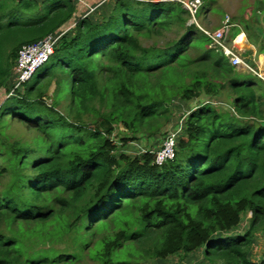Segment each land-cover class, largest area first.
I'll return each instance as SVG.
<instances>
[{
  "label": "trees",
  "instance_id": "1",
  "mask_svg": "<svg viewBox=\"0 0 264 264\" xmlns=\"http://www.w3.org/2000/svg\"><path fill=\"white\" fill-rule=\"evenodd\" d=\"M154 1L110 0L97 7L99 21L79 17L49 63L2 100L0 121L11 109L39 139L37 148L0 140L17 160L12 173L0 166V264H145L199 249L220 264H264L250 260L264 233V91L208 46L180 4ZM201 2L198 18L210 5ZM76 10L73 0H0V90L9 91L19 49L59 31ZM223 91L231 112L192 109L172 160L157 165L152 151L122 149L158 134L176 97ZM244 217V233L223 235Z\"/></svg>",
  "mask_w": 264,
  "mask_h": 264
},
{
  "label": "rangeland",
  "instance_id": "2",
  "mask_svg": "<svg viewBox=\"0 0 264 264\" xmlns=\"http://www.w3.org/2000/svg\"><path fill=\"white\" fill-rule=\"evenodd\" d=\"M74 1H76V6L78 8V11L80 12V17H84V15L86 16L90 13L94 21H99L101 17L104 15V12L101 13L100 11H98L97 9L99 8L97 7L108 1L110 2V0H74ZM154 2H157V0H155ZM207 2H209L210 4L209 9L207 10V8H205L203 12H201L202 14H200V17L197 18L198 24L207 31H214L222 24L224 19L228 17L229 23L233 27H236L235 29H238V32L242 31L245 34V39L248 42L247 46H244L245 58L249 61V63L253 62L252 66L256 69V71L259 74H264V54L258 53V46L259 45L264 46V0H207ZM245 24L246 25L248 24V30L244 27ZM115 26H114L115 30L112 31L113 32L112 35H115V31L119 30L115 28ZM249 32L251 33L250 37L248 36ZM237 33L231 31L228 39L233 38V35ZM177 35L178 33L167 34L163 38L156 41V45L159 47H163L166 43L175 39ZM250 38L254 39L257 42V46L251 44ZM201 39L202 41H200ZM196 41L201 42L200 45H198L200 46V48L205 47V43H203L204 41L202 36L198 35ZM142 42L145 47H149L152 44H154V42L150 40H142ZM48 63L49 62H46L45 65H47ZM256 77L257 76H253L252 74L247 75L246 72H241L239 76V78L242 81L243 80L250 81V79L253 80L255 84V88L263 92L264 83L259 81L258 78ZM52 82L53 83L50 86L51 89L49 90L50 92H52L55 86L54 81ZM70 82H71L70 77L66 75L64 76V78H61L59 83V106L57 107V109L58 112L62 114L66 113V108L70 103V86H71ZM5 95H6L5 90L4 89L0 90V104L2 100L5 98ZM230 100L231 99L229 98L228 93L226 91H223L218 96H214V97H207L201 94L200 96L192 99L191 101L180 100L179 98L176 97L172 101V104L170 106L171 113L165 125L163 126L162 124L163 120L159 121L162 124L161 127L163 126V128H161V131L158 134L152 137L147 134L139 135L136 140L125 144L122 149L125 150L130 156L138 155L143 151H155L159 148L160 143L165 133L168 130L177 128L180 125V122L184 127L185 118L192 109H194L198 105L210 103L219 111L227 110L231 112L229 106ZM46 102L49 103L50 101L46 100ZM0 127H2V130H0V140L2 142H7L8 144H10L12 143L11 141L16 140V141H20V143L31 145L32 147L35 148L38 147L36 145V142L39 139L37 133H35L34 131H27L22 123L18 121H13L11 118V109H9L7 113H5V116L0 121ZM55 138L58 137L56 136ZM118 138L119 136H117V140ZM1 141H0V152H1L0 166H7L8 163L9 172L12 173L14 163L17 162V160L16 161L13 160V162H11L10 152L8 151V149L5 150V148L1 145ZM35 153H38V155L43 154L41 150H36ZM7 178L10 179V176H7ZM247 220L248 219L244 217L242 219L241 224L238 227L223 235L226 236V235H235L237 233L238 234L244 233V231L247 228V223H246ZM221 235L222 234H219V236ZM256 239L258 241L252 248L250 254L252 259L256 263H259V261L262 258H264V234H259L258 238ZM124 258L127 259L128 256H124ZM207 260L211 264L219 263L216 261V254L209 256ZM156 261L162 262V260H156ZM89 263L92 264L90 261ZM79 264L82 263L80 262Z\"/></svg>",
  "mask_w": 264,
  "mask_h": 264
},
{
  "label": "built area",
  "instance_id": "3",
  "mask_svg": "<svg viewBox=\"0 0 264 264\" xmlns=\"http://www.w3.org/2000/svg\"><path fill=\"white\" fill-rule=\"evenodd\" d=\"M169 1L181 5L189 15L188 25H194L203 35H205L208 38V46L215 52L224 56L231 67L238 72H250L264 82V77H262L264 74H259L252 66L253 62L249 63L245 58L244 46L248 44L245 39V34L240 31L237 34H234L233 38L228 39L233 27L229 23L228 17L224 19L222 24L216 30L207 31L198 24L197 20L198 11L202 5L201 0ZM74 26L75 23L73 22L63 30L56 31L34 44L24 45L19 49L12 69L11 85L9 91L5 93V98L13 96L16 91L22 88L24 83L30 80L33 74L52 56L61 37L73 29ZM183 128L184 127L180 122V125L177 128L170 129L165 133L159 148L152 151L155 156V164L162 165L166 161L174 158L177 139L182 133Z\"/></svg>",
  "mask_w": 264,
  "mask_h": 264
},
{
  "label": "crops",
  "instance_id": "4",
  "mask_svg": "<svg viewBox=\"0 0 264 264\" xmlns=\"http://www.w3.org/2000/svg\"><path fill=\"white\" fill-rule=\"evenodd\" d=\"M37 1L42 2L43 0H37ZM77 11H78V8H77L76 13L74 14L73 18L68 23H66L60 30H63L64 28L69 26L71 23L76 22V19H78L80 17V12L79 11L77 12ZM257 238H258V236H257ZM257 241L258 240L256 239L255 244ZM250 260H251V262L256 263L252 259L251 254H250ZM147 264H211V263L204 256V250L199 249V250H197L193 253L187 254V255L177 254V255L168 257L166 259H163L162 262L161 261H154V262L147 263Z\"/></svg>",
  "mask_w": 264,
  "mask_h": 264
},
{
  "label": "bare ground",
  "instance_id": "5",
  "mask_svg": "<svg viewBox=\"0 0 264 264\" xmlns=\"http://www.w3.org/2000/svg\"><path fill=\"white\" fill-rule=\"evenodd\" d=\"M243 38V37H242ZM245 46H247V45H245Z\"/></svg>",
  "mask_w": 264,
  "mask_h": 264
}]
</instances>
